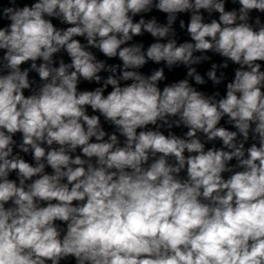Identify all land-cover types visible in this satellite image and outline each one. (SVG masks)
<instances>
[{"label":"clouds","instance_id":"1","mask_svg":"<svg viewBox=\"0 0 264 264\" xmlns=\"http://www.w3.org/2000/svg\"><path fill=\"white\" fill-rule=\"evenodd\" d=\"M0 264H264V0H0Z\"/></svg>","mask_w":264,"mask_h":264}]
</instances>
